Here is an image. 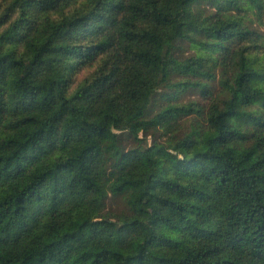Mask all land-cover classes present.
I'll return each mask as SVG.
<instances>
[{"label":"trees","instance_id":"16d2710c","mask_svg":"<svg viewBox=\"0 0 264 264\" xmlns=\"http://www.w3.org/2000/svg\"><path fill=\"white\" fill-rule=\"evenodd\" d=\"M263 30L264 0H0V264H264ZM163 84L211 100L148 117Z\"/></svg>","mask_w":264,"mask_h":264},{"label":"rangeland","instance_id":"374dc122","mask_svg":"<svg viewBox=\"0 0 264 264\" xmlns=\"http://www.w3.org/2000/svg\"><path fill=\"white\" fill-rule=\"evenodd\" d=\"M181 46H183L182 50L179 51L181 57L190 56L193 53V50L189 48L186 43ZM181 78L182 76L180 75H174L169 82L173 84ZM216 88H218V85L212 84L211 90H215ZM177 92L178 90H175L174 86H170L168 84L161 85L159 91L156 93L150 104L148 117L155 116L160 110L164 109L169 104L183 106L196 103L207 107L211 100L208 94H202L200 88L191 87L187 90L179 91L178 93ZM196 116V113L191 112L190 115H183L179 119V122L182 125L181 131L179 132L180 137L191 129V123H193ZM111 130L114 136H120V142L126 150L138 147L139 142L133 135H130L124 124L113 123ZM140 138L143 139L142 144H144V146H150L154 142L161 143L166 140V137L162 135L161 131H149L146 133H141ZM106 211L110 212L114 219L128 213L127 205L124 199L122 197L113 195H110L106 200Z\"/></svg>","mask_w":264,"mask_h":264}]
</instances>
